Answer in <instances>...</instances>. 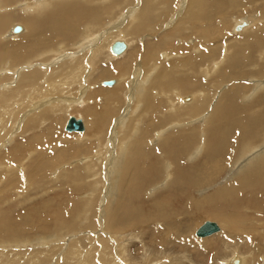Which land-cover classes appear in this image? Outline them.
Wrapping results in <instances>:
<instances>
[{"label": "rangeland", "instance_id": "374dc122", "mask_svg": "<svg viewBox=\"0 0 264 264\" xmlns=\"http://www.w3.org/2000/svg\"><path fill=\"white\" fill-rule=\"evenodd\" d=\"M4 1L10 6L1 11L0 16L5 13L9 15L18 13L22 18L27 16L20 13L24 11V3H22L24 0ZM128 3L129 0H122L116 11ZM175 3L177 6L174 5ZM168 4L169 11L166 12L165 19H161L159 14H154L158 22L152 24L154 28H158V32L164 33L169 30L170 33H174V28L167 29V27L177 20L182 21L184 27L189 20L194 23V19H186L190 12L193 15L198 12L199 16H202V10H193L194 0H168ZM215 5L218 3L216 2ZM132 6L134 7L129 3L125 9L128 10ZM177 12L180 14L178 18ZM204 13L205 18L217 15L216 25L210 29L217 30L221 26L224 28L226 26L224 33L228 47L229 44L243 46L255 37V33L260 37L259 46L264 43V1L237 2L233 6H218L214 11L210 7ZM124 14L123 10L117 16L123 15L121 18H125ZM245 17H255L260 19L259 21L263 20V23L261 26L253 25L250 30L236 36L238 31L246 30L247 25L241 22V25L233 29L236 25L235 20ZM121 18L119 20H122ZM117 22V20L104 21L102 25L100 24V27L103 24L104 26L102 30L95 33L98 39L105 34L108 24L116 26ZM13 25L22 27L25 33L17 35V38L5 40L4 37ZM123 26L119 28L123 31L121 37L113 39L112 43L110 42L111 45L115 41L131 42V48L134 47L132 50L137 55L140 54L139 47L148 50L152 44L155 46L156 43L146 38L152 37L153 33L146 31V34H138V37L130 39L124 32L127 27ZM7 27L0 36V48L2 46L6 52L20 43V39L27 35L22 19L15 17L13 23ZM151 28L149 27V30ZM198 30V25L194 24L185 30V33L191 35V40L187 38L189 42L192 43V40L198 38L196 37ZM182 38L183 42L178 38L171 43V46L177 48L180 53H184L183 55L179 53V57H182L180 59L194 58L193 52L187 45L188 41ZM154 39L157 41V36ZM62 40H64L62 44L65 43L63 46L65 49L59 56H70L77 53V59L84 63L81 65V70L84 68L86 72L83 70L80 79L74 81L64 80L63 77L60 81L61 87L57 91L50 89L49 81L46 80L49 71L60 66L48 67L56 58L58 59V57L45 54L49 47L37 49V53L31 51L15 63L8 61L9 59L0 61V82L3 78L4 83L7 78L4 84L0 83V87L7 84L11 87L0 93V264H222L224 260L229 261L230 258L236 256H239L244 264H264V241L261 239L264 234V179H261L258 188L252 186V191L248 189L239 198L230 197L225 201L209 199V196L226 187V184L229 185L237 180L227 183V180L222 181L230 170L227 168L235 161V157L230 161L235 152L230 151L221 157V154L213 152L214 150L210 147L201 146V142L210 143L209 134L203 132V137L199 134L198 131L202 127L200 124L185 126L193 124L196 121L194 119L197 118L185 119L183 112H180L178 116L168 117L170 113L166 115L167 109H161L155 114L146 116L141 107L143 100L137 103L134 101L132 106L127 108L135 97L131 91L139 85L143 88L141 94H145L149 82L155 77V73L151 75L150 70L142 68L144 72L142 77L138 82L134 81L132 78L136 68L135 63L132 64L124 82L125 92L119 96L114 95V98L105 95L107 90H113L116 87L102 86L103 81H116L115 77L109 76L108 70H111L116 63L128 59L127 53L131 51V48L121 57L110 58L108 57L111 55L109 50L101 51L97 43H89L88 45L92 47L89 50L83 46L71 48L72 45L81 42L76 36L65 37ZM150 43V47L145 46ZM50 49L54 48L50 47ZM196 49L198 53L201 51L199 47ZM230 51L234 53L239 50L230 49ZM258 51L260 49L249 48L250 56L253 55L251 60L257 59ZM162 53L161 59L166 52ZM220 57L221 49L217 47L216 59ZM7 61L12 63L8 64ZM171 61L165 62L164 60L162 64L167 65ZM162 64L161 67H163ZM224 64V61H221L220 66L214 64L213 68L204 73L201 80L209 85H213L216 81L219 83L218 75L225 68ZM40 65L43 68H39ZM62 65L66 67L67 72L73 70L74 73H78L75 67L76 62L66 59ZM25 66L30 67L29 70L32 69L30 73L38 72L40 78L36 81V85L31 87L25 85L20 90L21 95L17 94V98L7 97L2 101L4 95L10 90L11 93L17 90V84H14V74L17 70L25 72L23 70ZM101 74L102 79H99ZM244 75L243 78L240 77V83L243 79L251 82L249 85L248 82L244 84L245 90L247 89L246 95L250 94L248 96L250 99L246 97L244 102L237 103L238 109L264 105V89L257 86L264 80V74L254 78L248 76V73ZM33 80L32 77L30 81ZM252 82H255V90ZM224 85L230 86V83L223 82L215 89L209 87L213 95L209 102V104L212 102L211 106L219 102L221 98L219 95L225 91L223 90ZM252 90L255 91L253 97H251ZM198 92V88L193 89L188 94H181L180 97L184 96L183 101L188 103ZM136 96H139L138 93ZM170 99L176 104L175 97L170 96ZM56 101L61 104L60 109H65L66 103L73 104L71 109L68 107L66 112L58 113L60 119L46 116L56 107ZM160 102L166 104L164 99ZM33 104H37L36 107L39 109L33 107ZM176 106L179 109L181 104L178 102ZM210 109L208 107L205 114ZM127 111L131 113L127 115ZM175 112L177 114V110ZM259 112L264 113V110ZM71 116L85 121L87 128L83 134L64 131L65 122ZM124 118L125 120L128 118L129 121L121 128V120ZM19 119L21 120L18 121ZM177 125L184 127L173 128ZM161 131H163L161 138L164 139L171 137V133H184L188 136L191 131H196L198 139H192L193 141L189 143H191L190 148L192 147L193 152L200 147V153L195 160H190L194 157L193 152L188 156L185 155L181 165L186 174H190L189 177L198 179L210 174L215 170V165H219L218 163L222 160V166L217 175L208 178V181L198 187L189 185L186 188L182 179L183 175L180 174L178 168H174V179L171 180V185L167 183V186L155 191L159 185L164 183L161 165L168 159L164 153L159 155L158 152H154L160 144L156 141H158L157 133ZM140 132L147 134L143 150L151 154L147 163L152 168L150 170L147 168V170L158 177L153 186L148 185L145 180L141 182L144 189L140 183L138 186L132 184L131 177L134 174L130 167L135 159H129L130 156L132 157L131 146H139L135 142L141 137ZM201 138L204 139L200 140ZM261 141L264 142V140H259V142L256 140L248 145H257ZM261 144L264 145V143ZM170 146L173 147L174 143H170ZM236 147L238 150L241 149L240 145ZM206 155H211V158ZM143 166L146 164L142 161L140 167ZM232 168H234L233 165ZM144 182L147 185H144ZM255 182L258 181L255 180ZM134 189H137L138 194L134 193L135 197L133 195L132 198L131 190ZM257 190L258 192H254ZM181 195L182 198H180ZM187 197L189 201H180ZM117 204H119L118 209ZM116 209L118 215L113 220L112 216ZM204 221L215 222L220 232L204 239L195 237V230ZM239 230L242 233H237ZM250 232L251 237L248 236Z\"/></svg>", "mask_w": 264, "mask_h": 264}, {"label": "bare ground", "instance_id": "6f19581e", "mask_svg": "<svg viewBox=\"0 0 264 264\" xmlns=\"http://www.w3.org/2000/svg\"><path fill=\"white\" fill-rule=\"evenodd\" d=\"M18 1H22V0H18ZM121 1L122 0H24L22 2L24 3L23 4L24 11L20 10L21 11L20 13L27 15L25 18L20 17L18 13H11V15H9V13H5V15L2 14V16H0V36L4 33L5 28L9 24L13 23V19L15 17L18 19H22L27 29V35L21 38L20 39L21 42L17 43L15 47L8 49V52H6L5 49L1 46L0 61L9 59L8 61H12L13 63H15L17 60H21L24 55L26 56L27 54L31 53V51L37 53L36 51L37 49H40L43 47H49L48 50L45 51V54H50L54 57H58V59L56 58L55 61L48 67L53 68V66L55 65L56 66L60 65V66L57 69L49 71V74L45 76L47 77L46 80L49 81L48 82L49 88L52 89L53 91H57L61 87L60 81L63 80V77H64V80H68V79H71L73 81L78 80L80 79V76L82 75V72L84 70V68L83 70H81L82 68L81 65H84V63L77 59V55H76L77 53L74 55H70V56L69 55L62 56V57L59 56L62 54L63 49H65V47H63L65 46V43L62 44V42H64L62 38L65 39V37L76 36L80 39L81 42L76 45H72L71 48L83 46L85 49L90 50L92 49V47H90V45L88 44L97 43V46L100 48V50L106 52L107 49L108 50L110 49V45L112 43L111 41L113 39H118L119 37H121L123 31L120 30L119 28L122 27L123 25H124L123 27L125 26L127 27L124 32L127 33L128 38L130 39H133L134 37L135 38L138 37V34H142V33H145L146 31L147 32L149 31L150 34L153 33L152 37H149V36L148 37L145 36V37L150 38V40L148 41L152 40L156 44L155 46H153V44L151 46V43L148 45H145L146 47L151 46L148 50H145L139 47L140 54L137 55V53L134 52V50H132L134 47L131 48V45H132L131 42L125 43L123 41H120L126 45L125 51L118 56H115L110 53L112 56L109 55L108 57L118 58L124 55V53H127L128 49L131 48L130 49L131 51L127 53L128 59L126 58L123 61H120L116 64L113 63L115 64L112 66L113 70L112 69L108 70L109 76L112 78L113 77L116 78V81L112 85V86H116L115 89L107 90L105 93L104 92L103 93L105 95L112 96V97L114 95L119 96L120 94H123V92H125L124 82L126 81L129 70L131 69L132 64L134 63L136 67L133 73V78H132L134 79V81L138 82L139 79L142 77L144 73L142 68L150 70L151 75L155 73V77H153V80L149 82L148 89H146L145 94H141V92H143L142 90L143 88L140 87L139 85L136 89L132 91L130 90L132 94H135V97L130 102L127 108L132 106L134 101L137 103L140 100H143L141 107L144 113L146 114V116L150 114H155V112H159L161 109H167L166 115L170 113L168 117L178 116L180 112H183L185 115L184 116L185 119L197 118V119H194V121L195 120L196 121L193 124H187L185 126H196L197 124H200L202 125V127H201V130L198 131L199 134L202 137L204 135L203 132H207L209 134L210 143L205 144V141H204V142H201V146L210 147L211 149L214 150L213 152L221 154V157H223V155L227 154L230 151L235 152L232 158H230V161H232L233 157H235V161L233 162V164H231L227 168V170L229 169L230 170L225 175V177L222 178L223 179L222 181L227 180L226 181L227 183L235 179L237 180H235L233 183L229 185L226 184L225 185L226 187H223L219 189L218 191H216L213 195L209 196V199H213L214 201H218V200L225 201V200H228L230 197L239 198L245 191H248V189L252 191V186L258 188V185L260 184L261 179H264V145L261 144L264 142L261 141L257 145L256 144L248 145V144H250V142H255L256 140L258 142L259 140H264V113L259 112L260 110H264V105L260 104L262 106L251 107L249 109L240 110L237 107V103H240L241 101L244 102L246 100V97L250 95V94L248 96L246 95L247 89L245 90L244 84L248 82V85H249V83L251 82L249 80L243 79V82L240 83V77L243 78L245 76L244 74H247V73H248V76L250 75L253 78L260 77L264 74L262 73L264 71L263 70L264 68V64H263L264 43H262V46H259L258 41L260 37L257 36L255 33V37L247 41L243 46H232L229 44V47H228V45H226L227 44L226 38H225L226 34L224 33L226 32V26L225 28L221 26L217 30H212L210 28L216 25L215 20L217 19V15L211 16L209 18L204 17L205 16L204 11H206L210 7H211V10L214 11L218 6H222V5L233 6L237 2L243 3V1H249V0H243V1L241 0H194L193 10H202V16H199L198 12L194 15L191 12L188 13L186 19L191 18V19H194L195 22L193 23L192 21L189 20L185 25L186 28L184 27V23L180 20H177L175 23L172 22V25H169L167 29L174 28L175 29L174 33H170L169 30H167L164 33L158 32L159 31L158 28H154L152 24V23L158 22V19L154 18V14L156 15L159 14L161 16V19H163L164 17H167L166 12L169 11L168 0H129L130 5H134V7L132 6L128 10H126L125 8L128 6L129 4L128 3L127 5H125L124 7H120L119 10L116 11ZM260 1H264V0H260ZM216 2L218 3V5H215ZM174 5L177 6L176 3ZM8 6L10 5L7 2H5L4 0H0V12L6 10ZM123 10L125 12L124 14L125 18H121L123 17V15L118 17L117 15ZM179 15L180 14L178 13L177 18L179 17ZM119 18H121L122 20H119ZM116 20L118 21L117 24H115L116 26H113L114 24L113 25L108 24L105 34H103L98 39V35L95 33L99 32V30H102V27L104 26L103 24V26L100 27V24L102 25L104 21H116ZM259 20L260 19H257L255 17H245L240 20L239 19L235 20L236 25L234 24L235 26L233 27V29H235V27H238V25L241 22H245V25H247L245 28L246 30H244L243 32L242 30L238 31V33H236L237 34L236 36L241 35L244 32L250 30L253 25L258 24L257 26H261L263 23V20L262 21H259ZM41 23H44V24H41ZM121 23H124V24H121ZM191 24L198 25L199 27L198 34L196 36L198 38L192 40V43L187 40V38L191 40L190 33H185V30L189 29ZM14 27L15 26L13 25L8 30V33L6 34L7 36L4 37L5 40L10 39V38H17L19 34L21 35L25 33V30L21 27L22 28L21 32L19 34H14L12 32ZM149 27H152L151 30H149ZM156 36H157V39H156L157 41H154L155 40L154 38ZM181 37H184L185 39L184 41L186 40L188 41L187 45L190 48L191 52L194 53V54L192 53V56H194V58L192 57L189 59H180L182 57H179L180 56L179 50L171 46V43H173L175 40H178V38L183 42V38L181 39ZM50 47H53L54 49H50ZM198 47L201 49L199 53H198V49H196ZM217 47L221 49V57L218 60L216 59ZM252 47H254V49L256 48L257 50L260 49V51H258V56H256L257 59L255 61L251 60V57L253 55L250 56V52H249V48H252ZM230 49H238L239 51L231 53ZM161 51L166 52V53L163 52L164 55L162 59H161V53H162ZM180 54L183 55L184 53H180ZM105 56H106V53H105ZM66 59L67 60L69 59L70 62H76L75 67L77 68L78 73H74L73 70L70 72L66 71L67 70L66 67L62 65V63ZM160 60H162V62L164 60L165 62L168 60H172V61L169 62L167 65H164L162 64ZM8 61H7L8 64L12 63ZM221 61H224L225 68L218 75V79L220 80V82L218 83L216 81V83H214L213 85L204 83L201 80V77L204 75V73L208 72L210 68H213L212 66L214 64L220 66ZM161 64L163 65V67L160 66ZM252 67L254 68L252 69ZM29 68L25 66L23 68L25 72L21 70H17V72H15L14 84H17V87H16L17 90L14 93H11L10 92L11 90L10 91L8 90L9 93L5 94L4 95L5 97L2 96L3 97L2 101L3 99L7 97L17 98V94L21 95L20 90L25 85L30 86V87L33 85H36V81L40 78V76L38 75V72H35V71L30 73V70L32 69L29 70ZM39 68H43V66ZM209 74L210 73H208V75ZM104 75H108V74H104ZM32 77L34 78V80L30 81ZM148 77H150V75ZM100 78L102 79V74L99 76V79ZM2 79H1V82H2ZM23 80L29 81V82H26V83L19 82ZM5 81H7V78ZM213 82L215 81L213 80ZM223 82H229L230 86L229 85L223 86V90L225 91L219 95V97H221L219 102L211 106L212 102L211 104H209V102L212 99L213 95L210 92L209 87L211 89H215L221 84H223ZM261 82H264V80H262ZM261 82L257 86L259 88L263 87L261 89H264V83H261ZM252 84L255 86L254 87V90H255L256 89L255 82H252ZM9 87L10 86L8 84L6 86H1L0 93H2L3 90L8 89ZM197 88L199 89V92L192 97L190 102L185 103V101H183L184 96L180 97L181 94H188L189 91H192L193 89H197ZM254 90H252L253 92L251 94V97L254 96V92H255ZM46 91L47 90L45 89V92ZM137 93L139 95L138 97L136 96ZM152 95H154L155 97H153ZM170 96H173L176 98V101H175L176 104L178 102L179 104H181V107L179 109H177L178 107L176 106V104H174V101L170 99ZM162 99L165 100L166 104H162L160 102V100ZM216 99H218V97ZM71 101H74V100H71ZM36 105L37 104H33L32 106L35 107L36 109H39L38 107H36ZM247 105L249 104L247 103ZM60 106L61 104L58 103V101H56V107L52 109L49 113H47L46 116L47 117H57V119H60L58 116V113L63 112V111L66 112V108L69 107L71 109L73 104L66 103L65 109H60ZM208 107H210L211 109L208 111V113L205 114V110ZM175 110H177V114ZM86 111H89V109H86ZM110 113H111V110H110ZM130 113L131 112H128L127 115H129ZM161 115L163 114L161 113ZM77 119H80V118H77ZM20 120L21 119H19L18 121ZM80 120L82 121L83 126H84V130L81 132L83 134V132L86 131L87 126L84 120L82 119ZM175 120H178V119H175ZM128 121H129L128 118L126 120L125 118L122 119L120 127L122 128L123 126H125V124ZM180 127H184V126L177 125V126H174L173 128H180ZM162 132L163 131L157 133L158 141L156 142H160V144L157 146L156 149H154V152H158L159 155L164 153L166 155L165 157H167L168 159H166V162H163V164L161 165L162 166L161 168L163 169V173H164L163 174V177L165 179L164 183L159 185L155 191H157L158 189L160 190L164 188V186L167 183L171 185V180L174 179L173 177L174 168H178L180 174L183 175L182 179H183L184 186L186 188L189 187V185L190 187H198V185L203 184L205 181H208V178H212L213 175L215 176L217 175V173L219 172L222 166V160L218 163L219 165H215V170H213L210 174L203 176L201 178H198V179L194 177H189L190 174H186L185 169L181 165L182 160L185 157V155L188 156L189 154H192L193 152L192 147L190 148L191 143H189V141H193L192 139H196V138L198 139V134L196 133V131H191V133H189L188 136H185L184 133H171L170 134L171 137L167 139L161 138L163 136ZM140 133H141V137L139 138L138 141L135 142V144L139 146L137 147L131 146L132 148H130L132 157L130 156L129 159L131 160L135 159V162L133 163L132 167H130L131 162L129 163V167L133 169V174H134L133 177H131V182L132 184H135L136 186H138V184L140 183V186H142L141 182L145 180L148 183V185L153 186L156 183L158 177L154 173H150L147 170V168L149 170L152 168V166L147 163V160L150 158L151 154L143 150V145L146 142L147 134H143V132H140ZM203 139L204 138H201L200 140H203ZM170 143H174V146L171 147ZM237 145L241 146L240 150H238V148L236 147ZM200 149L201 148L198 147L194 150L193 152L194 157L190 160H195L197 158L198 154L200 153ZM206 156L211 158V155H206ZM142 161H143V164H146L147 167L146 166L140 167V162ZM232 165L234 168L231 169ZM255 180H257L258 182H255ZM144 185H147V184L145 183ZM131 191H132V196H131L132 198H133L134 193L138 194L137 189H134ZM131 191L129 193H131ZM203 191L206 192L207 190H203ZM254 192H258V190ZM180 198H182V195ZM181 200L189 201V197L180 199V201ZM118 208H119V204H117V209ZM117 209L113 213L114 215L112 216L113 220L118 215ZM191 216L193 217L194 215H191ZM222 223H224V221H222ZM232 232H235V231H232ZM238 232H240V230L237 231V233ZM250 234L251 232L248 233L249 237H251ZM208 237H204V238H208ZM204 238H199V239H204ZM261 239L264 241V234L261 237ZM235 261H237V264H244V261L239 256L233 257L232 259L230 258L229 261L224 260L222 264H233Z\"/></svg>", "mask_w": 264, "mask_h": 264}, {"label": "water", "instance_id": "95a60500", "mask_svg": "<svg viewBox=\"0 0 264 264\" xmlns=\"http://www.w3.org/2000/svg\"><path fill=\"white\" fill-rule=\"evenodd\" d=\"M22 28L20 26H15L12 30L14 34H19ZM126 49V45L123 42L116 41L110 46V53L118 56L122 54ZM114 84V80L103 81L102 85L105 87H111ZM84 130L83 123L80 119L75 117H69L64 125V131L67 133H81ZM220 231L219 226L215 222L204 221L198 228L195 230V237L204 238L212 234L218 233ZM233 264H237L235 261Z\"/></svg>", "mask_w": 264, "mask_h": 264}]
</instances>
